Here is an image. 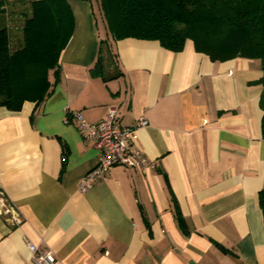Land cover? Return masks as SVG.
<instances>
[{
    "label": "crops",
    "instance_id": "1",
    "mask_svg": "<svg viewBox=\"0 0 264 264\" xmlns=\"http://www.w3.org/2000/svg\"><path fill=\"white\" fill-rule=\"evenodd\" d=\"M66 1L74 28L50 94L0 107V264H32L29 243L55 264H264L260 60L116 41L98 0ZM109 107L123 126L147 119L135 146L156 169L114 166L81 194L98 152L65 120L97 123Z\"/></svg>",
    "mask_w": 264,
    "mask_h": 264
},
{
    "label": "trees",
    "instance_id": "2",
    "mask_svg": "<svg viewBox=\"0 0 264 264\" xmlns=\"http://www.w3.org/2000/svg\"><path fill=\"white\" fill-rule=\"evenodd\" d=\"M27 3L30 13L22 16L16 44L7 27L0 29V107L12 112L24 102L39 104L48 97L49 72L57 75L60 53L74 28L66 0ZM4 7L5 0H0L3 15ZM97 8L116 41H157L173 53L191 41L196 52L213 62L260 60L262 77L253 84L262 86L264 139V0H98ZM100 63L98 59L92 73L100 70Z\"/></svg>",
    "mask_w": 264,
    "mask_h": 264
},
{
    "label": "built area",
    "instance_id": "3",
    "mask_svg": "<svg viewBox=\"0 0 264 264\" xmlns=\"http://www.w3.org/2000/svg\"><path fill=\"white\" fill-rule=\"evenodd\" d=\"M86 141H91L98 152V163L94 169L85 174L77 183V191L81 194L89 191L95 184L104 180L107 172L114 166L126 170H137L142 173L156 169V164L144 156L135 146L138 130L148 125L145 118L135 124L123 126L120 124L116 108L109 107L103 119L97 123L88 122L80 113H71L66 118ZM8 214L9 210L0 211ZM11 224H19V219L12 217ZM32 264H55L56 258L50 252L40 249L37 245L28 244Z\"/></svg>",
    "mask_w": 264,
    "mask_h": 264
},
{
    "label": "rangeland",
    "instance_id": "4",
    "mask_svg": "<svg viewBox=\"0 0 264 264\" xmlns=\"http://www.w3.org/2000/svg\"><path fill=\"white\" fill-rule=\"evenodd\" d=\"M27 1L28 0H20V5L10 4L5 16L3 15V13H0V29L7 27L8 33L9 35H11V37L13 36V42H15V44L17 43V41H19L21 36L20 29L18 28L21 26L22 16L23 14L29 15L30 13L29 4L27 3ZM94 2L95 0H92L93 4ZM93 6L96 10L95 16L97 18L99 26L104 25L101 12L95 5ZM16 27L17 29H15Z\"/></svg>",
    "mask_w": 264,
    "mask_h": 264
}]
</instances>
